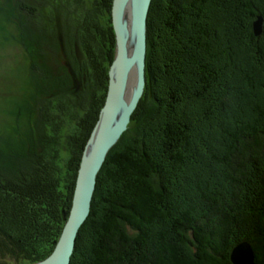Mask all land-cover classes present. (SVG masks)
Listing matches in <instances>:
<instances>
[{"label":"trees","instance_id":"1","mask_svg":"<svg viewBox=\"0 0 264 264\" xmlns=\"http://www.w3.org/2000/svg\"><path fill=\"white\" fill-rule=\"evenodd\" d=\"M23 1L17 7L30 10L33 17L39 15V20L44 14L53 11L52 2L55 3V0H37L38 4L33 0L40 8L36 11V5H31L33 3L30 0H27L28 3ZM75 1H79L72 0L73 8L77 10L67 8L68 19L78 21V28L84 31L86 40L91 36L98 43H103L106 38L110 43L109 37L113 34L110 21L111 0H80L82 7L76 6ZM188 1L183 2L193 8H190L188 16L196 17L188 37H193L192 45L195 44L198 48L205 41L198 44L195 40H205L207 37V30L199 22L202 17L197 12L199 2L204 0H191L187 4ZM170 4L173 5L171 2ZM182 10L180 7L176 11L169 9L173 22L165 23L167 29L171 31L176 28L175 25L182 24L179 12H182L181 18L186 14L185 9ZM248 14L252 19L257 16L264 18V11L252 9ZM251 39H255L253 32ZM83 42L84 38L81 41L76 32L69 44V48H75L74 62L81 58L86 65L81 67L83 75L89 71H94L92 74H95L93 61L96 59L101 58V64L105 61L109 65L112 49H102L106 41L89 47V51ZM147 45L148 51L152 52L151 48L154 49L155 46L149 41ZM226 50H229L224 48L228 62L232 55ZM185 53L184 51L182 54ZM171 58L172 65L178 63L176 56ZM205 67L198 66L199 73ZM99 69L102 72V67L99 66ZM87 75L90 76V83L86 84V88L83 87L82 93L77 92V86L71 84L63 89L58 88L54 91V96L44 97L47 101L45 105L52 112V122L48 118L43 120L46 122L43 129L46 133L43 130L37 133L34 146L32 142L8 139L0 150V264H34L47 257L58 241L66 220L62 212L70 209L80 156L89 134V129L85 130L82 124H78L83 120H78V117L87 113L80 105L81 100L86 95L87 99L88 96L91 99L90 92L93 90V79L91 74ZM154 75L150 73V78L147 77L145 95L140 100L143 101L146 95L150 97L149 111L154 115L147 119L149 121H152L159 108L164 107L166 114L171 115L177 104L173 92L169 96L174 99L173 104L164 102L157 96ZM206 81L208 79L203 78L202 74L201 91L192 93L197 96L206 94L210 89ZM105 89L103 87L97 92L103 99L89 119V126L97 120L105 98ZM61 90L63 95L59 93ZM206 108V111L210 110L209 105ZM257 111L254 121L237 122L238 127L230 134L224 155L217 158L224 169L223 184L219 185L220 189L215 188L216 190L202 194L207 205L204 214L201 212L194 216L193 209L176 210L174 213L176 207L171 202V175L157 163L151 146L149 148L142 137L133 139L131 146L120 151H109L100 170L101 173L104 172L108 185L106 196L102 200L105 203L104 210L94 232L96 237L90 257L78 264H232V248L244 241L253 249L255 264H264V112ZM54 123L61 125L54 127ZM165 130L166 135L176 132L174 127ZM79 135L83 137L79 138ZM169 140L175 141L173 137ZM168 145L172 149L175 144L168 142ZM170 157L174 163H180L179 154ZM100 172L97 174L91 202L100 193L104 182L98 180ZM39 175L45 177L41 178L40 186L34 182L40 180ZM91 214L96 217L98 211H92ZM158 220H167L169 231L166 235L162 234L157 243L152 244L151 228ZM83 227L84 223L80 229ZM78 236L79 232L77 239Z\"/></svg>","mask_w":264,"mask_h":264},{"label":"rangeland","instance_id":"2","mask_svg":"<svg viewBox=\"0 0 264 264\" xmlns=\"http://www.w3.org/2000/svg\"><path fill=\"white\" fill-rule=\"evenodd\" d=\"M20 1L23 0H0V150L8 139L32 142V146H34L33 141L37 139V133L44 129L45 119L48 118L52 122L50 115L52 112L45 105L47 101L44 97L54 96L56 94L54 91H57L58 88L63 89L71 84H74V87L77 86V92H81L83 87L86 88V84L90 83L88 80L90 76L87 74H91L93 79L91 99L89 96L87 99L86 95L80 104L87 113L81 118L78 117V120L83 119L78 124L80 126L82 124L85 130L89 129L85 141L87 143L97 122L96 120L93 125L89 126V119L99 106V101L103 99V96H99L97 92L105 87L104 95L106 97L109 69L115 60L116 41L113 26L111 24L113 34L109 37V40L111 38L110 43L106 38V43L103 42L106 45H104L102 42L98 43L97 40L93 41L91 36L86 40L84 31L78 28V21L68 19L67 8L77 10L73 8L72 0H55V3L52 2V14L49 12L47 15L40 14L43 15L40 20L39 15L33 17L30 10L18 8ZM25 1L27 2V0ZM78 1H75V5L82 7L80 0ZM30 2L33 3L31 5H36L35 2L38 3L37 0L35 2L30 0ZM183 2L184 0H150L145 16V85L142 95L147 77L150 78V73H153V75L155 74L153 82L157 96L161 97L164 102L169 101V104H173L172 100H174L169 97L170 93L173 92L176 96L177 104L173 108L174 110L170 115V113L166 114L164 107L159 108L152 121H149L147 119L154 115L150 114L151 110L149 111L150 102L148 99L150 97L146 95L143 97L144 100L140 101L141 96L130 114L125 130L108 152L111 150L120 151L126 146H131L134 142L133 139L142 137L149 148L151 146L157 163L171 175V202L176 207L174 213L176 210L193 209L194 211L191 213L195 216L206 212L204 208L207 205L202 194L216 190L215 188L220 189L219 185L223 184L224 169L217 158L224 155L230 134H233V131L238 127L237 122L249 123L257 118V110L264 112L262 109L264 107V25H262V33L254 35L255 39L252 40L253 22L257 17L252 19L248 14V11L252 9L257 12L264 11V0L200 1L197 12L202 17L199 20L201 27L207 30V41L206 39L195 40V43L198 41V44L205 41L198 48L195 44L192 45L193 37H188L196 17L188 16L193 8L186 6ZM38 4L35 7L36 11L40 9ZM177 7L185 9L187 15L185 14L181 18L182 12H179L182 24L175 25L176 28L171 29V33L170 29L165 27V23L173 22V15L168 11L169 9L176 11ZM111 9L110 21L112 23ZM192 12L196 11L192 10ZM190 28H192L191 31ZM76 32H78L81 41L84 38L83 43L87 45V47L84 45L86 49L98 46V44H103L102 49L106 48L108 51L112 49L110 51L111 59L108 60L109 65L105 64V61L104 64H101V58L96 59L93 61L96 68L95 74H92L94 71H89L83 75L81 67L84 68L86 65L83 64L81 58L75 63V48H71V46L69 48ZM161 38L163 39L161 40ZM102 40L103 38H101ZM147 41L156 47L151 48L152 52L147 49ZM224 48L228 49L229 51H226L232 55L228 62ZM97 49L99 48L97 47ZM184 51L186 53L183 55ZM174 56L178 63L172 65L171 57ZM99 66L102 67V72ZM198 66L206 67L201 68L199 73ZM39 71H41L40 74ZM202 74L203 78L208 79L206 82L207 85H210V89L206 91V94L197 96L192 92L201 91ZM59 93L63 95L64 92L61 90ZM104 101L105 98L103 104ZM208 105L210 110L206 111ZM146 121L148 123H145ZM54 125L52 124L56 127L61 123H54ZM173 127L176 132L166 135L165 129ZM43 131L46 133L45 130ZM133 133L135 134L133 135ZM81 137L83 136L79 135V138ZM170 137H173L175 141H170ZM168 142L175 144L172 149L169 148ZM176 154L180 156V163H174L170 157V155ZM82 156L83 151L78 169ZM41 178L45 177L39 175L40 180L34 181L39 186L42 183ZM99 179L104 182L100 193L90 204L88 216L84 221L83 229L79 230L75 250L69 264H78L83 259L90 257L96 237L94 232L98 228L100 215L105 206L102 200L106 196L108 188L104 172L101 173ZM69 210L62 212L65 219L69 215ZM92 211H98V216H93ZM167 223V220H158L152 226V244L157 243V239L162 234L168 233Z\"/></svg>","mask_w":264,"mask_h":264},{"label":"water","instance_id":"3","mask_svg":"<svg viewBox=\"0 0 264 264\" xmlns=\"http://www.w3.org/2000/svg\"><path fill=\"white\" fill-rule=\"evenodd\" d=\"M150 0H113L112 26L116 41V55L109 69V82L105 101L97 122L85 144L77 172L69 215L60 237L49 256L34 264H69L80 227L86 220L94 193L96 178L108 150L125 130L134 107L142 96L145 85V16ZM132 8L130 25L126 10ZM264 18L257 16L253 34L262 33ZM129 35L134 38L129 47ZM136 65V87L127 99L128 72ZM232 264H255L251 245L244 241L234 246L230 253Z\"/></svg>","mask_w":264,"mask_h":264},{"label":"bare ground","instance_id":"4","mask_svg":"<svg viewBox=\"0 0 264 264\" xmlns=\"http://www.w3.org/2000/svg\"><path fill=\"white\" fill-rule=\"evenodd\" d=\"M165 2V1H164ZM214 7V6H213ZM225 10V9H224ZM220 12V11H219ZM222 12V11H221ZM220 12V13H221ZM131 13H132V8L129 7L128 10H126V18H127V22L130 25V19H131ZM217 13V12H216ZM216 15V14H215ZM259 15V14H258ZM205 16V15H204ZM219 16V15H218ZM213 17V16H212ZM189 18V17H188ZM218 18V17H217ZM221 18V17H220ZM213 20V19H212ZM221 20V19H220ZM163 21V20H162ZM209 21V20H208ZM221 22V21H220ZM165 30V29H164ZM226 30V29H225ZM231 31V30H230ZM226 32V31H225ZM222 34V33H221ZM234 34V33H233ZM163 35V34H162ZM129 47L132 48L133 47V42H134V38L132 35H129ZM163 38H161L162 40ZM210 41V40H209ZM192 48V47H191ZM260 53V52H259ZM219 55V54H218ZM215 57V56H214ZM264 66V65H263ZM229 72V71H228ZM136 65L133 66L130 71L128 72V85H127V93H126V97L129 98L130 94L134 91L135 87H136V81H135V77H136ZM188 73V72H187ZM213 89V88H212ZM212 92V91H211ZM211 100V99H210ZM152 130V129H151ZM149 136V135H148Z\"/></svg>","mask_w":264,"mask_h":264}]
</instances>
